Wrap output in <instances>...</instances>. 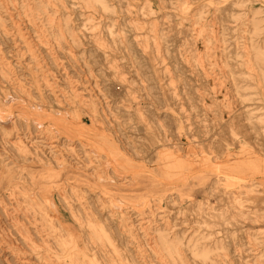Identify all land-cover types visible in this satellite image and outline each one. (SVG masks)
<instances>
[{"label": "rangeland", "instance_id": "374dc122", "mask_svg": "<svg viewBox=\"0 0 264 264\" xmlns=\"http://www.w3.org/2000/svg\"><path fill=\"white\" fill-rule=\"evenodd\" d=\"M29 1L0 0V264H264V0H63L62 40Z\"/></svg>", "mask_w": 264, "mask_h": 264}, {"label": "bare ground", "instance_id": "6f19581e", "mask_svg": "<svg viewBox=\"0 0 264 264\" xmlns=\"http://www.w3.org/2000/svg\"><path fill=\"white\" fill-rule=\"evenodd\" d=\"M82 2L84 3V5H85V7H87V8H94V9H96V10H103L104 12H111V7L108 5V2L106 3V2H103L102 0H82ZM96 2H101V4H97ZM51 4H53V5H56L57 7H64V2H63V0H31V1H29L28 2V4H27V7H26V9H25V11L27 12V16H36L37 14H40V13H42V14H46L47 16H48V18H47V20L49 21L48 23H49V25H58L57 27H56V29H55V31H53V32H48V33H52V34H54V37L57 39V40H62L63 38H64V35H65V32L66 33H69L70 35H72V36H74L75 35V33H74V29L70 26V25H73L72 23H71V21H70V19H66V20H63L62 21V19L61 18H59V17H55V16H53L52 14H51V12L49 11V7H50V5ZM0 7H1V3H0ZM73 8V7H72ZM71 8V9H72ZM77 8V7H76ZM141 9H144L143 7L141 8ZM74 10V9H73ZM28 14H30V15H28ZM47 23V24H48ZM62 25H64V27L63 28H65V30H63L62 29ZM127 26V25H126ZM30 28V27H29ZM158 30V29H157ZM45 31H47V30H45ZM46 33V32H45ZM106 35V34H105ZM108 35V34H107ZM126 35V34H125ZM154 38H155V42H154V44H155V47H157V45H158V42H157V40L159 39V34L158 33H156L155 35H154ZM127 40V39H126ZM131 42V41H130ZM138 44V43H137ZM161 44V43H160ZM99 47V46H98ZM139 47V46H138ZM97 49V48H96ZM144 51V50H143ZM145 56V55H144ZM201 59V58H200ZM156 60V59H155ZM156 62V61H155ZM203 62V61H202ZM202 62H200V63H202ZM203 64H204V62H203ZM201 66V65H200ZM159 67H161V66H159ZM136 71H138L137 69H136ZM206 72V71H205ZM158 74H160V73H158ZM194 75V74H193ZM210 75V74H209ZM160 76V75H159ZM191 76V75H190ZM198 76L199 75H197V78H198ZM205 76H207V75H205ZM204 76V77H205ZM193 76H191V78H192ZM212 77V76H211ZM190 78V79H191ZM202 78V77H201ZM160 80H161V78H160ZM201 81V80H200ZM163 82V81H162ZM204 82V81H203ZM164 83V82H163ZM208 84V83H207ZM216 87V86H215ZM218 87V86H217ZM168 89H170V88H168ZM212 89H214V88H212ZM217 89V88H216ZM75 95L77 96V98L78 99H80V102H82V99L80 98L82 95L80 94V93H75ZM22 101V100H21ZM26 101H27V99H26ZM229 106V104L227 105V107ZM231 107H229V109H230ZM235 112H236V110H234ZM245 112V111H244ZM239 112H237V114H238ZM234 115L236 114V113H233ZM242 115V114H241ZM241 115H239V116H241ZM217 116V115H216ZM232 117V116H231ZM235 118V117H234ZM238 119V118H237ZM239 119H241V118H239ZM232 120V119H231ZM237 121H239V120H237ZM242 121V120H241ZM233 122H235L234 120H233ZM252 122V121H251ZM235 124H237V123H235ZM253 124V123H252ZM224 125V124H223ZM235 126V125H234ZM251 126V125H250ZM254 126V125H253ZM253 126H251V127H253ZM255 129V128H254ZM256 131V130H255ZM220 137V136H219ZM30 147V146H29ZM19 148H21V145L19 146ZM26 149V148H25ZM28 149V148H27ZM36 152H34L35 154H36V156H38L39 154H38V150H35ZM25 153H26V150H25ZM27 160H29V158L27 159ZM80 160V159H79ZM84 163V162H83ZM85 166V165H84ZM91 178H92V176H91ZM230 199V198H229ZM27 209H31V210H33V213H35V215L36 214H40V216H41V219L44 221V225L46 224L48 227V229H49V231H50V234H49V236L51 237V240H52V244L53 245H50L49 244V237L48 238H43L44 239V242H47L46 244H47V246H48V248H49V251L51 252V248L53 247V246H55V247H58L57 248V251H61V248H62V251L64 252L65 251V249H64V247L67 245V243L69 242V244L71 243V241H67V240H65V234L59 229V227L57 226V224L55 223V220H54V216L56 217V215H54V213H50L49 212V209L51 210V208L52 209H57V207H59L58 205L60 204H52V205H50V204H42L41 202H40V200L39 199H37V200H32V199H30V198H28L27 197ZM65 204L68 206V208H69V210H71V215L73 216V217H75L76 219H78V217L74 214V211H72V208H71V202L70 201H66L65 202ZM240 209V208H239ZM243 210V209H242ZM243 212V211H242ZM59 214V213H58ZM91 227V226H90ZM45 230V229H44ZM43 236V235H42ZM25 239H28V235H26V233H25ZM74 240V239H73ZM74 242V241H73ZM29 243V242H28ZM46 244H45V246H46ZM170 251H171V249H168V252L170 253ZM177 251H178V249H177ZM44 255H45V253H44ZM121 255V254H120ZM41 258L42 259H44V257L43 256H41ZM87 257H84V259H86ZM90 260H92V259H90ZM55 261L56 262H58V263H62V261H61V259L59 258V256H57V258L55 259ZM71 262H72V260H71ZM74 262H77L76 264H91L90 262L91 261H89V263H86L84 260H81L80 258H77V259H75L74 260Z\"/></svg>", "mask_w": 264, "mask_h": 264}]
</instances>
